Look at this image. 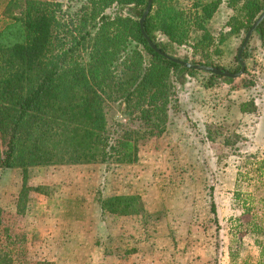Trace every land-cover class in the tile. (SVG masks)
<instances>
[{"label":"trees","instance_id":"trees-1","mask_svg":"<svg viewBox=\"0 0 264 264\" xmlns=\"http://www.w3.org/2000/svg\"><path fill=\"white\" fill-rule=\"evenodd\" d=\"M184 1L190 4L181 6L180 0H152L143 22L145 34L160 51L171 57L191 65L222 70L211 56L227 37L241 33L244 38L264 10V0H223L234 15L226 24L228 31L214 44L207 23L221 1ZM146 2L87 0L75 13L78 18L75 30L79 37L73 38V45L66 49H61L63 38L70 35L62 37L57 31L59 23L47 2H8L7 9L14 10L16 15L0 30V170L22 172L20 201L25 200L29 192L40 191L38 187L28 186L31 168L136 165L140 145L147 136L162 134L171 111L179 106L172 78L205 73L209 76L207 87L214 81L232 82L205 71L187 69L154 52L139 25ZM253 34L264 39V20ZM173 46L188 47L191 59L177 57ZM80 50L88 54V62L78 61ZM234 61L238 62L237 55ZM239 69L237 63L233 73ZM110 104H115L132 126L117 121L109 123L106 108ZM248 106L252 109H247ZM253 109L252 103L240 106L241 112ZM216 128L206 126L210 141L215 140ZM255 164L259 174L253 180L264 188V158ZM243 179L246 177L242 175ZM257 200L264 206V194ZM244 201L247 203V199ZM98 204L104 215H149L138 195L100 197ZM210 208L215 214L213 202ZM246 211H250L248 207ZM253 220L251 217V232L263 235V229ZM14 234L0 209V264H14L18 260L24 237ZM259 252L257 264H264L263 245Z\"/></svg>","mask_w":264,"mask_h":264},{"label":"rangeland","instance_id":"rangeland-1","mask_svg":"<svg viewBox=\"0 0 264 264\" xmlns=\"http://www.w3.org/2000/svg\"><path fill=\"white\" fill-rule=\"evenodd\" d=\"M9 1L0 0V30L16 15L14 10L7 9ZM40 1L47 2L54 12L61 36L70 35L63 38L61 49L71 47L73 38L79 37L75 30L76 10L87 0ZM180 1L181 6L190 4ZM219 1L217 12L207 23L214 44L228 31L226 24L234 15L223 0ZM242 39L241 33L227 37L211 60L224 71H236L234 59ZM161 40L165 41L163 37ZM173 48L177 57L191 59L188 47ZM79 59L81 63L88 62V54L80 50ZM245 62L250 65L246 67ZM244 63V74L238 78L239 82L247 84L264 79V39L252 35ZM252 63H256L254 69ZM208 79L205 73L172 78L177 103L182 99L184 111H190L198 120L185 116L179 103L171 111L165 131L147 136L140 145L139 161L134 166L95 164L31 168L28 186L38 187L40 191L29 192L23 201L19 200L22 172L19 169L0 170V209L6 224L16 233L14 235L24 237V247L14 264L38 261L115 264L113 259L120 257L134 260L129 256L137 249L142 254L140 264H257L260 245L264 247V206L258 204L257 199L264 194V188L253 179L259 174L255 163L264 158V152H246L255 117L250 118L252 123L212 124L217 127V135L210 141L205 128L199 125L207 110L202 106L205 100L202 87H206ZM191 91L194 94H190ZM224 95L221 91L220 97ZM196 101L198 103L194 104ZM247 109L252 108L248 106ZM106 118L111 124L117 121L132 126L115 104L106 108ZM212 156L221 163L216 165L206 160ZM198 157L201 160H196ZM223 164L227 168L223 174L226 173L229 189L235 169L239 168L246 177L239 182L242 195L239 203L233 201L232 190H228L229 195L218 194L217 188L222 186L218 176ZM147 167L150 170H146ZM123 193L138 195L144 208L153 210L146 209L149 215L145 216L102 214L98 199ZM247 193L253 195V200L247 206L250 211L242 212L240 205ZM212 202L215 214L211 212ZM251 217L254 224L263 229V235L251 232Z\"/></svg>","mask_w":264,"mask_h":264},{"label":"crops","instance_id":"crops-1","mask_svg":"<svg viewBox=\"0 0 264 264\" xmlns=\"http://www.w3.org/2000/svg\"><path fill=\"white\" fill-rule=\"evenodd\" d=\"M248 65H250L249 62L246 63V67H248ZM252 65L251 66L254 69L256 67L255 66L256 63H252ZM238 80L239 79L234 80L230 83H225L223 81H214V84L211 87H207V86L202 87V93L205 96V100L204 102H202V106L207 110L205 111L206 114L205 113L202 114L203 120L199 121V125H202V127L205 128L206 131V125L221 124V122L222 123L226 122L230 124L231 123L240 124L242 121L252 123L253 121H251L250 118L255 117L253 122L254 125H252V133L250 134V143L248 144L246 152L251 154H263L264 152V79L260 80V82L255 81L254 83L252 82L247 84H244L243 81L239 82ZM183 91H187V90H183ZM221 91H224L225 95L223 97H220ZM190 94H194V93L191 91ZM182 101H183L182 99L181 100L179 99V103L182 111L185 113V116L192 118L193 115L192 114L190 115V111L189 113L187 111H184L186 109L184 107L185 104L181 103ZM197 103L198 101H196V103L194 104ZM244 103H252L254 109L241 112L240 106ZM193 118L194 120H198L194 116ZM196 160L198 161L201 160V157L196 158ZM203 160H205V158H203ZM206 160H208L209 162H214V164L216 165L221 163L220 161H218V159L215 156H212L210 158L206 157ZM222 162H224V164L226 163V161L224 160ZM224 164L222 167H220L222 171L218 176V178H220V183L222 185L217 188L218 194L229 195L228 190H232L230 195L233 196V201L236 202L238 195L240 198L242 197L238 189L240 188L239 182L242 181V173H240L239 168L235 169L236 172H234V176L232 179L233 180L232 187L231 189H229L227 187V182H226V173L223 174V171L227 170ZM136 168L138 167L136 166ZM146 170H150V167H147ZM251 196L252 195L250 193H247L246 195L247 203L244 204V201H242V205H240V207L242 208V212H245V210L247 209V206L249 205L248 199ZM239 201L240 199H238L237 202L239 203ZM146 209L148 210V212L153 210L150 207H146ZM103 226H107V225H103ZM139 250L140 249H137V251H132L135 254L129 256L134 258V260L128 259L126 257H120L118 258L119 260L117 259H113V260L115 264H130L131 262L133 263L135 262V264H140L141 263L140 259L142 257L141 256L142 254L139 253Z\"/></svg>","mask_w":264,"mask_h":264},{"label":"water","instance_id":"water-1","mask_svg":"<svg viewBox=\"0 0 264 264\" xmlns=\"http://www.w3.org/2000/svg\"><path fill=\"white\" fill-rule=\"evenodd\" d=\"M152 0H147L146 4V8L145 11L143 13V15L140 18L139 21V25H140V31L143 35V37L145 38V40L147 41L148 45L150 46V48L156 52L158 55L164 57L165 59H167L168 61L174 63V64H178L182 67H185L187 69H192V70H197V71H201V72H206V73H210L216 76H220V77H225V78H229V79H238L240 78L243 74H244V70H245V63H244V59H243V52L250 40V37L252 36V34L255 32V30L257 29V27L260 25V23L264 20V10L262 11V13L256 18V20L254 21V23L251 25L250 29L247 31L246 35L243 38V41L238 49V53H237V63L240 67L239 71L236 73H230L227 71H224L222 69H218V68H211V67H207V66H201V65H191L190 63L181 61L177 58L171 57L170 55L160 51L158 49V47H156V45L147 37V35L144 32V28H143V22L145 20V18L147 17L150 9H151V5H152Z\"/></svg>","mask_w":264,"mask_h":264}]
</instances>
